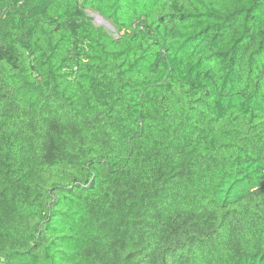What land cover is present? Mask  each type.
I'll list each match as a JSON object with an SVG mask.
<instances>
[{"label":"trees","instance_id":"obj_1","mask_svg":"<svg viewBox=\"0 0 264 264\" xmlns=\"http://www.w3.org/2000/svg\"><path fill=\"white\" fill-rule=\"evenodd\" d=\"M0 264H264V0H0Z\"/></svg>","mask_w":264,"mask_h":264},{"label":"water","instance_id":"obj_2","mask_svg":"<svg viewBox=\"0 0 264 264\" xmlns=\"http://www.w3.org/2000/svg\"><path fill=\"white\" fill-rule=\"evenodd\" d=\"M97 20H98V23H100V24H106L108 27H110L111 29H113V26L111 25V23L108 22V21H106L102 15H99V19L97 18Z\"/></svg>","mask_w":264,"mask_h":264},{"label":"rangeland","instance_id":"obj_3","mask_svg":"<svg viewBox=\"0 0 264 264\" xmlns=\"http://www.w3.org/2000/svg\"><path fill=\"white\" fill-rule=\"evenodd\" d=\"M94 16H95L96 22L98 23L97 18L99 19V15L97 13H94Z\"/></svg>","mask_w":264,"mask_h":264}]
</instances>
